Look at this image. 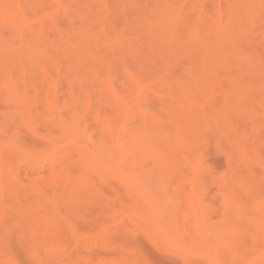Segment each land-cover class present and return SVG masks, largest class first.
<instances>
[{
    "label": "rangeland",
    "instance_id": "obj_1",
    "mask_svg": "<svg viewBox=\"0 0 264 264\" xmlns=\"http://www.w3.org/2000/svg\"><path fill=\"white\" fill-rule=\"evenodd\" d=\"M0 264H264V0H0Z\"/></svg>",
    "mask_w": 264,
    "mask_h": 264
}]
</instances>
